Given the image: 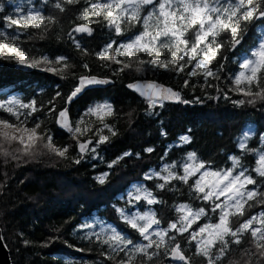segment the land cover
<instances>
[{
  "label": "trees",
  "instance_id": "trees-1",
  "mask_svg": "<svg viewBox=\"0 0 264 264\" xmlns=\"http://www.w3.org/2000/svg\"><path fill=\"white\" fill-rule=\"evenodd\" d=\"M15 2L0 0V30L14 31L3 28L2 18L12 15L16 6L40 9L45 14L54 12L59 23L50 34L41 35L37 32L30 40L27 35L21 38L27 41L28 48H34L51 59L67 57L69 64L74 67L70 68L67 78L62 79L60 75L40 69L23 71L17 69L14 62L0 60V99L13 95L24 102L36 100L39 111L34 117L43 122L41 130L46 128L57 146H70L67 159L47 153L20 160L0 155V230L11 264H113V261L106 260L101 254L109 252L108 247L96 241L95 237L91 241L84 239V232L89 230L81 231L79 226L96 216L97 220L106 222L128 239L143 243L139 233L124 223L116 212V208L126 207L128 191L135 183L147 186L163 201L150 206L161 220L160 227L167 228L170 221L177 219V204L204 207L208 211V216L202 217L193 225V229L200 224L216 222L218 213L211 212V203L197 199L189 185L176 180L172 182L174 187L171 190H160L156 184L162 181L145 179L146 174L160 171L165 163L183 161L189 152H195L200 160L206 162V167L212 169L231 167L229 157H242L243 167L257 181L255 186L248 187L264 191V178L252 171L256 167L258 153L264 150V142L261 140L264 134V100L237 105L233 101L246 98L229 91L232 78L240 70L241 57L250 54L264 32V20L250 24L247 32L242 34V42L235 48L229 45L221 50L212 65L214 71L223 65L219 71L220 79L209 78L208 84L213 87H208L203 76L190 78L186 75L190 67L179 75L174 71L157 69L141 73L126 70L120 75H113L118 65L104 67V62L98 60L95 53L112 41L126 42L129 37L143 30L141 25L126 31L123 36H117L105 23L92 24L91 35L73 34L81 47L88 51L89 54L84 55L67 35L75 24L82 23L76 20V15L86 6L83 0L80 4L67 6L70 10L66 13L52 9L51 3L45 4L44 0H27L24 2L26 4L17 5ZM222 39L227 41L228 36ZM138 55L148 59L143 53ZM85 63L89 65L88 69L83 67ZM73 73L77 77L90 74L109 78L111 83L105 87H91L66 105L68 95L78 82L72 78ZM133 79L162 82L191 103L166 101L163 107L149 111L143 99L126 89L125 84ZM185 80H189L188 87L184 86ZM57 92L61 95L53 101ZM225 93L228 98H225ZM49 101H53L57 112L67 106L73 127L81 117L85 120L82 127L92 126V131L80 139L83 141L91 137V147L97 149L95 153L89 152L80 163L73 162L80 158L76 141L72 133L58 126L53 115L48 112ZM102 102L110 103L114 108L115 115L106 122L114 127L117 134L111 136L105 129L103 134L110 136L109 142L96 145L98 136L94 133L101 125L95 117L85 116V112L90 106ZM247 128L254 130L248 145L256 151L242 153L237 138ZM162 131L166 135H162ZM184 135L191 137L190 143H180L179 138ZM147 148L153 151H145ZM118 158H121L118 163L113 164ZM178 171L182 174L181 169ZM105 173V182L101 184L97 178ZM148 207L143 201L138 205L140 211ZM262 211L264 205L256 203L247 209L246 215L240 220L242 222ZM234 227H238V224H234ZM187 237L188 233L178 235L177 240L186 256L191 258V264H206L202 256L195 255V244H189ZM251 239L248 233L240 245H231L222 264H228L229 260L237 264H244L245 261L258 264L256 257L249 259L244 252L245 249L254 251ZM158 264L182 262H170L162 256Z\"/></svg>",
  "mask_w": 264,
  "mask_h": 264
},
{
  "label": "snow or ice",
  "instance_id": "snow-or-ice-1",
  "mask_svg": "<svg viewBox=\"0 0 264 264\" xmlns=\"http://www.w3.org/2000/svg\"><path fill=\"white\" fill-rule=\"evenodd\" d=\"M86 5L76 15V20L82 23L75 24L67 34L75 47L88 55L74 33L92 34V24L105 23L113 29L117 36L125 35L126 31L142 26V31L128 38L126 42L112 41L96 52V58L104 67L110 64L118 65L113 75H120L126 70L137 73L149 69L174 71L177 75L186 73L188 77L203 76L208 87L209 78L219 80V71L212 68L221 50L226 46L235 48L242 42L248 26L255 21L264 20V0H83ZM51 3L54 10L66 13L67 6L77 5L81 0H44ZM2 11V8H0ZM146 11V14H145ZM4 29L0 30V60H7L27 68L40 69L62 79L67 78L71 67L68 58L58 56L55 59L38 53L34 48L27 47V41L21 37L27 35L32 39L37 32L48 35L59 23L54 12L45 14L44 11L29 8L27 11L17 6L15 15L3 18ZM37 30V31H30ZM228 36V40L222 39ZM114 45H116L114 47ZM143 53L148 59L141 58ZM89 68L87 63L83 64ZM241 71L232 78L230 92L242 95L246 99L235 100L234 104H254L258 99L264 100V32L258 44L251 50L250 55L240 63ZM72 78L78 82L67 97L71 103L75 98L94 85L111 83L109 79H101L95 75L84 74ZM189 86V80L184 81ZM144 98L148 110L163 107L166 101L191 103L184 100L178 91L164 87L156 82H134L127 85ZM220 91L219 88H217ZM61 95L56 93L53 101ZM225 98H228L225 93ZM53 101H49L48 112L53 115L56 123L72 133L73 139L79 149L80 158L74 163H80L89 152L95 153L96 147H91L93 139L81 140L80 137L92 131V126H84L83 117L76 122L75 127L69 117L67 108L57 112ZM39 111L36 100L24 102L18 97L0 99V155L20 160L23 157L36 158L44 154H53L59 158L67 159L70 146H57L50 132L42 129V121L37 120L34 114ZM6 114V115H5ZM115 115L110 103L102 102L90 106L85 116L95 117L101 127L95 129L96 145L109 142L110 136L104 135L106 129L111 136L116 130L106 121ZM191 131V130H189ZM162 135H166L162 131ZM254 135V130H243L238 139V148L243 152H255L250 149L248 142ZM180 143L191 142L189 135L179 138ZM264 142V134L261 135ZM152 152V148L145 149ZM130 155V153H125ZM122 158V157H121ZM113 161V164L118 163ZM231 167L212 169L206 167V162L200 160L195 152H189L183 161L165 163L160 171L145 175L146 180L156 179L162 181L156 184L160 190H171L173 181L179 180L189 185L196 194L197 199L210 202L211 212L218 213L216 222L197 224L202 217L208 216L204 207L193 208L190 204H177L175 211L177 219L170 221L167 228L160 227L161 220L157 212L150 206L163 203L154 195L153 191L145 185H136L128 194L126 207L116 208V212L124 223L139 233L143 243H136L124 234L110 227L106 222L95 220L93 223L85 222L79 226L84 232V239L89 241L95 237L96 241L108 247L109 252L101 254L113 264H158L160 258L191 264V258L186 256L185 250L177 240V236L188 233V243L195 244V255L202 256L206 264H222L223 258L230 251V246L240 245L246 234L251 235V246L254 251L245 249V255L256 257L258 264H264V211L251 215L241 222L240 218L246 215L248 208L259 203L264 205V191H257L256 179L248 173L242 165V157L231 156ZM112 165H109L111 167ZM178 169L182 170V174ZM259 177L264 178V150L258 153L256 167L252 170ZM107 174L98 177L99 183H104ZM194 182L189 181L194 178ZM223 198V199H221ZM143 201L149 207L141 212L138 208ZM252 202V203H250ZM233 218H236L235 220ZM238 224V227H234ZM99 227V230H95ZM25 243H29L25 241ZM47 246V245H45ZM71 247V245H70ZM121 253L123 255L121 256ZM117 257H120L117 259ZM228 264H237L229 260ZM244 264H249L245 261Z\"/></svg>",
  "mask_w": 264,
  "mask_h": 264
},
{
  "label": "water",
  "instance_id": "water-1",
  "mask_svg": "<svg viewBox=\"0 0 264 264\" xmlns=\"http://www.w3.org/2000/svg\"><path fill=\"white\" fill-rule=\"evenodd\" d=\"M17 69H21L23 71H31L33 68H27V67H24V66H20V65H17L15 64L14 65ZM98 77V76H97ZM98 78H101V79H105V77H98ZM106 79H109V78H106ZM110 80V79H109ZM156 82L157 84L159 85H163L164 87H168L166 84L162 83V82H159L157 80H154V79H133L129 82H127L125 84V87L127 90L131 91L132 93H134L135 95H137L138 97H140L141 99L144 100L143 97H141L137 92L133 91L132 89L128 88L127 85L130 84V83H134V82ZM109 83L107 84H100V85H94L92 87H95V86H100V87H105L107 86ZM145 101V100H144ZM69 103L67 102L66 100V105H68ZM64 108H67V106H65ZM63 108V109H64ZM58 126H60L58 124ZM61 127V126H60ZM0 264H11V260H10V257H9V252H8V249L6 247V245L4 244L3 242V239H2V236H1V230H0Z\"/></svg>",
  "mask_w": 264,
  "mask_h": 264
},
{
  "label": "rangeland",
  "instance_id": "rangeland-1",
  "mask_svg": "<svg viewBox=\"0 0 264 264\" xmlns=\"http://www.w3.org/2000/svg\"><path fill=\"white\" fill-rule=\"evenodd\" d=\"M27 0H16V2H15V4L17 5L18 3H24V2H26ZM24 4H26V3H24ZM1 6H0V8L2 7V3L0 4ZM22 7V6H21ZM25 9V11H27L29 8L26 6V8H24ZM16 10H17V6H16V8L15 9H13L12 10V15H15L16 14ZM146 14V13H145ZM90 27H91V25H90ZM75 35H80V34H87V33H74ZM259 42V41H258ZM123 43V42H122ZM258 44V43H257ZM256 44V45H257ZM255 45V46H256ZM254 46V47H255ZM253 47V48H254ZM252 48V49H253ZM250 54H245V55H243L242 57H241V59H240V63L243 61V59L244 58H246L247 56H249ZM241 71V68H240V70L237 72V73H239ZM11 97H14L13 95H8L6 98H11ZM247 129H249V128H247ZM246 129V130H247ZM258 159V158H257ZM136 185H141L140 183H135V185H133L132 186V188L128 191V194H129V192L130 191H133L134 190V187L136 186ZM221 199H223V198H221ZM141 212H143V211H141ZM95 220H97V218H96V216H93L90 220H89V223H93ZM97 229H99V227H97ZM140 241H142V240H140ZM141 243V242H140Z\"/></svg>",
  "mask_w": 264,
  "mask_h": 264
}]
</instances>
